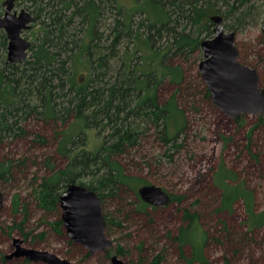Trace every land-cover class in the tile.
I'll use <instances>...</instances> for the list:
<instances>
[{
	"label": "trees",
	"instance_id": "trees-1",
	"mask_svg": "<svg viewBox=\"0 0 264 264\" xmlns=\"http://www.w3.org/2000/svg\"><path fill=\"white\" fill-rule=\"evenodd\" d=\"M26 1L31 3L25 10L35 23L25 32L32 39L24 61L6 62L7 37L0 30V146L27 139L32 120L65 125L56 132L57 152L67 162L36 182L33 190L40 207L59 211V196L70 183L95 191L101 202L126 187L137 196L139 208L148 207L137 193L147 182L128 174L119 157L137 146L151 126L168 161L183 150L184 105L192 84L176 59L200 50L201 41L213 34L214 15L222 16L227 31L242 32L252 16L251 0H135L131 7L118 0ZM237 49L239 61L256 69L262 84L264 55L244 56ZM164 80L176 88L161 101L158 87ZM201 85L204 100L211 102L202 80ZM258 122L264 124V117L259 115ZM92 131L101 137L91 147ZM32 136L39 145L46 143L43 135ZM5 170L0 164L1 179ZM216 183L221 209L241 201L247 231L264 226L263 214L255 211L256 196L245 181L221 165ZM169 195L171 201L178 198ZM184 217L187 225L174 240L181 252L184 245L190 246L188 264L205 262L204 248L211 236L197 214L185 210ZM114 254H123L121 246ZM159 257L148 264H159ZM223 264L231 262L225 258Z\"/></svg>",
	"mask_w": 264,
	"mask_h": 264
},
{
	"label": "rangeland",
	"instance_id": "rangeland-1",
	"mask_svg": "<svg viewBox=\"0 0 264 264\" xmlns=\"http://www.w3.org/2000/svg\"><path fill=\"white\" fill-rule=\"evenodd\" d=\"M118 1L129 7L135 4V0ZM30 3L18 5L17 10ZM250 4L254 6L252 16L245 29L237 33L235 44L244 56L257 52L264 55V0H251ZM24 36L32 39L28 33ZM200 50L187 59H176L192 84L189 91L192 95L184 105L187 126L183 150L168 161L151 126L137 146L119 157L128 174L160 186L168 194L177 196L176 201L141 209L134 192L126 187L119 188L101 202L104 232L112 245L107 250L89 252L72 242L63 224L59 225L60 209H43L35 199L36 182L49 175L52 169L64 167L67 160L57 152L56 132L65 125L56 127L52 123L32 120L27 139L0 146V164L6 169L0 180V264H46L22 256L7 257L15 250V238L21 239L26 248L51 252L73 264H111L110 257L116 246H121L123 254L119 257L127 264H148L156 256H160L159 264H188L190 246L184 245L181 252L174 240L179 230L187 225L185 210L197 214L200 224L211 236L204 248L205 262L196 260L192 264H223L225 258L231 264H264V226L247 231V215L241 201L231 209H221V188L216 183L221 165L232 170L254 192L255 211L264 216V124L254 115H242L241 122L235 123L233 118L211 105L212 102L204 100L203 79L198 67L203 58ZM262 76L261 85L264 86ZM175 88L166 80L160 83V100L168 99ZM256 123L258 127L252 132ZM36 133L46 138L44 145L33 141L32 135ZM100 137L95 131L89 132V146L99 144ZM251 153L256 154V158Z\"/></svg>",
	"mask_w": 264,
	"mask_h": 264
},
{
	"label": "water",
	"instance_id": "water-1",
	"mask_svg": "<svg viewBox=\"0 0 264 264\" xmlns=\"http://www.w3.org/2000/svg\"><path fill=\"white\" fill-rule=\"evenodd\" d=\"M16 1L3 0L0 13V30L7 37V63H20L27 58L31 41L24 36L32 28L35 19L25 9L14 11ZM214 23L213 36L202 40L200 48L203 58L199 71L209 92L213 105L225 116L233 119L239 115L264 117V86L256 69L241 63L235 45L236 32L227 31L221 15L211 17ZM264 34V22L262 25ZM1 180V174H0ZM137 193L149 206H160L171 201V196L160 186L141 185ZM2 193L0 191V207ZM61 220L67 236L89 252L107 250L112 240L104 232L105 218L102 213L99 195L78 183H70L59 196ZM15 250L7 257H25L30 261L46 264H73L57 255L33 248L24 247L21 239L13 240ZM111 264H127L118 255L110 257Z\"/></svg>",
	"mask_w": 264,
	"mask_h": 264
},
{
	"label": "flooded vegetation",
	"instance_id": "flooded-vegetation-1",
	"mask_svg": "<svg viewBox=\"0 0 264 264\" xmlns=\"http://www.w3.org/2000/svg\"><path fill=\"white\" fill-rule=\"evenodd\" d=\"M24 2H26V0H22V1H16L15 2V5L13 7V10L14 11H17V12H20L21 9H25V7H21L19 10H17V6L20 5V4H23ZM0 7L2 8V10H0V13H3V7L0 5ZM26 32V31H25Z\"/></svg>",
	"mask_w": 264,
	"mask_h": 264
}]
</instances>
